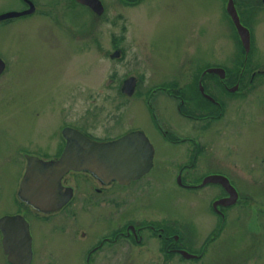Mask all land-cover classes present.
I'll list each match as a JSON object with an SVG mask.
<instances>
[{
    "label": "rangeland",
    "instance_id": "374dc122",
    "mask_svg": "<svg viewBox=\"0 0 264 264\" xmlns=\"http://www.w3.org/2000/svg\"><path fill=\"white\" fill-rule=\"evenodd\" d=\"M32 1L37 10L31 16L0 21V58L7 68L0 77V215L4 209L16 210L14 191L26 166L20 152L35 149L49 153L46 143L51 137L52 142L58 139L61 143L63 124L70 123L100 140L116 139L137 127L153 133L145 105L127 103L118 93L122 80L129 75L145 74L150 79L161 76L158 82L177 75L185 84L196 61L198 66L224 65L233 72L241 70L245 62L224 0H148L145 9L139 10L117 3L103 16L93 18L80 6L68 12V0ZM255 2L238 8L249 18L243 22L254 36L244 77L248 82L237 96L223 93L226 106L222 117L206 125L201 123L198 140L204 151L193 174L202 176L211 161L217 171L233 169L231 176L243 201L233 206L221 235L206 244V253L198 262L186 261L184 256L168 259L152 239L139 248L121 243L113 259L101 255L100 264H264V75H256L249 84L253 71L264 70V8ZM22 8V0H0V14ZM119 36L124 38L120 44L124 53L111 58L117 47L113 39ZM170 115L181 133L196 131L195 124L180 118L174 110ZM188 145L169 147L171 154H158V167L169 179V162L184 158ZM231 161L232 169L228 165ZM213 192L207 189L184 195L186 203L176 197L172 206H161L158 211L144 205L133 215L171 219L180 227L188 226L201 251L205 236L217 223L207 209ZM175 193L179 194L177 190ZM115 219L108 228L116 229L126 221L118 216ZM80 223L91 226L88 212ZM33 228L37 238L35 264H44L46 259L40 257L43 252L64 245L57 244L55 238L48 240L45 236V240L46 228L38 226L37 220ZM65 246L64 261L58 263L78 264L70 258L71 244ZM0 264H10L1 247Z\"/></svg>",
    "mask_w": 264,
    "mask_h": 264
},
{
    "label": "flooded vegetation",
    "instance_id": "af4514ba",
    "mask_svg": "<svg viewBox=\"0 0 264 264\" xmlns=\"http://www.w3.org/2000/svg\"><path fill=\"white\" fill-rule=\"evenodd\" d=\"M68 1L69 4H65V7L69 8L68 12L74 11L77 9L76 7L80 6L84 9L86 8L92 18L97 15L89 6L83 5L77 0ZM101 1L104 5L105 12L102 15H97L99 17L103 16L113 4L119 3L120 7L139 10L141 8L145 9L143 5L148 0ZM232 1L236 7L252 5L251 0ZM229 2L230 0L223 1L226 8L230 6ZM263 2L264 0H256L253 4L263 5L264 8ZM22 3L25 4V8L21 10L30 8L24 0H22ZM36 10L37 6L35 4V10L32 14ZM32 14L21 17H29ZM72 17H74L73 14ZM123 31L126 32L125 29ZM251 36L252 42H254L252 31ZM123 39L122 36L113 39V42L116 43L115 46H117L114 51L120 49L122 54L124 53V48L120 44L123 43ZM241 52L242 50H240ZM217 67L225 70L223 77L220 73L215 74L209 71V69ZM240 69L238 70L239 72H230L224 65L223 67L221 65L211 66V64L206 63V65L198 66V62L196 61L195 67L190 73V79L185 84L181 83L177 75H174V79L172 77L168 81L163 79L158 82L157 80L162 79L161 76H158L161 79L158 77L156 79L154 76L150 79L145 74H142V76L131 74L132 76L135 75L138 80V86L132 94V97L123 95L122 91L118 93L125 97L123 101L127 103L133 102L137 106L139 103L145 105L146 111H148L152 119V127H148L153 131L152 134L143 127L133 128V130L128 132L141 131L149 138L155 150L153 167L144 176L129 183H120L115 180L106 182L89 172L71 171L61 181L62 186L70 190L72 194L71 199L65 203H60L62 206L57 210H51V212L39 211L31 203L29 204L24 200L20 196L21 185L19 183L18 190L16 192L14 191L17 202L13 203V205L16 207V210L9 211V208L4 209V213L0 215V247L7 261L10 264H27L26 245L30 239L31 262L28 264L36 263L37 238H35L34 234V220H37L38 226L46 228L44 238L45 236L48 240L55 238L57 244L61 245L63 243L64 245L59 247V249L51 248L43 252L40 257L41 260L46 259L44 264H51L53 262L55 264L62 263L66 251L65 245L68 242L72 247V255H70V258L73 261L76 259V263L78 262V264H100L99 262L102 260L101 255L108 257V260L111 261L113 256H115L113 253L118 251L117 247L121 243H126L131 248H139L146 246L147 242L152 239L160 244V249L163 250L168 259L172 256L182 258L184 255L180 252L184 249L198 255L193 259H187L184 256L186 261H200L206 253L204 251L206 244H210V242H213L221 235L223 223L226 224L228 222L227 217H229L228 214L233 210V206L236 207L235 205H239V202L243 201V197H241L237 187L234 185V177L231 176L233 172L232 161L228 164L229 167L232 166L230 167L232 170L229 172L227 170L217 171L212 166L211 161L208 164L209 168L206 173H203L200 177L193 176L196 169H198V159L204 151V146L198 140L201 137V123L203 122L206 125L208 121L222 117L221 115L224 114L223 110L226 106V102L223 101L224 92L226 95L230 94L233 97L243 92L242 87L248 81L244 79L246 69L243 66ZM2 74L0 77H2ZM258 74H264V70L253 71L249 78V84L256 80L255 77ZM131 75L128 77H131ZM232 88H236L237 91H232ZM173 110L180 118L195 124L196 131H189L187 134L181 133V129H178L173 124L174 118L170 115ZM69 125L71 124L69 123ZM69 125L63 124L60 129L59 136L61 143H59L58 139L52 142L51 139L53 137L49 138L48 143H46L47 152L49 153L35 152V149H24L20 152L26 164L24 173L28 166V155L39 157L47 162L60 158L67 143L63 135V129ZM188 142L191 147L188 145L190 150L189 148H185L184 158L172 159L169 162L172 173L171 179H169L165 176L166 173L162 172L159 169L160 167H158V154H171L173 150H169V147H175L177 149L178 145L185 146ZM165 168L167 169L169 167ZM221 175L228 180V182L224 180L227 183V187L220 182L211 181L210 183L204 184L207 178ZM74 177H77L76 180ZM207 189L214 191L213 199L207 206V209L215 217L217 223L213 230L205 236L206 241L201 251L197 249L198 243L194 240L196 237L190 234L188 226L185 225L186 228L184 225L180 227L177 221L171 219H146L140 218L138 214L136 216L133 215L139 208L144 207V205L149 204L158 211L161 206L169 204L172 206L174 201H176V197L178 199L182 197V200L185 202V196H190L191 193L198 194ZM235 189L239 197L237 202L233 205H215L219 201H222V199L231 198V195H235ZM176 190L179 192L178 195L175 193ZM62 193L56 192L52 195V202H61V197L64 195ZM87 212L91 225L88 227L90 230L87 226L80 223L81 217L83 216L84 219ZM116 216L126 218V221L116 229L114 226L108 228V225L116 221ZM7 237L10 240H7ZM13 237L17 239L16 242L12 241L11 238ZM6 246L10 250L15 248L18 251L24 250L18 255L20 261L9 260V254L5 250ZM150 264L158 263L153 262Z\"/></svg>",
    "mask_w": 264,
    "mask_h": 264
},
{
    "label": "water",
    "instance_id": "95a60500",
    "mask_svg": "<svg viewBox=\"0 0 264 264\" xmlns=\"http://www.w3.org/2000/svg\"><path fill=\"white\" fill-rule=\"evenodd\" d=\"M83 5L89 6L92 11L98 15H102L104 5L101 0H77ZM30 6L27 10L10 11L9 13L0 14V21L19 18L24 15H30L35 10V4L30 0H25ZM228 12L232 16L233 23L237 27L239 36L241 37L243 46L248 53L251 49V36L248 28L242 25L240 15H238L236 6L230 0ZM120 50L115 51L111 55L112 58H119ZM5 70V61L0 58V75ZM212 73H220L223 77L225 72L222 68L209 69ZM136 77L126 79L123 82L122 91L124 94L132 97L137 84ZM232 91H237L232 88ZM63 135L67 140L66 146L59 159L54 161H43L39 157L28 155V167L25 175L20 183V196L29 204L37 208L39 211L51 212V210L59 209L62 204L71 199L69 189L62 186V178L73 171H87L94 174L102 181L112 182L114 180L120 183H129L144 176L151 170L154 163V147L145 133L134 131L124 134L113 141L99 142L89 138L84 132L72 126L63 129ZM228 180L223 176H211L204 181V184L212 182H220L227 187ZM66 189V190H65ZM63 192L61 202L53 203L51 196L55 193ZM238 194L235 189V195L231 198L222 199L217 204L233 205L238 200ZM27 231V230H26ZM27 237V233H26ZM7 240H10L8 237ZM16 242L15 237L11 238ZM31 240L29 239L26 245L27 264L31 262ZM9 254V260L20 261L18 255L21 251L17 248L10 250L5 248ZM181 253L186 258H193L197 255L188 253L182 250Z\"/></svg>",
    "mask_w": 264,
    "mask_h": 264
},
{
    "label": "trees",
    "instance_id": "16d2710c",
    "mask_svg": "<svg viewBox=\"0 0 264 264\" xmlns=\"http://www.w3.org/2000/svg\"><path fill=\"white\" fill-rule=\"evenodd\" d=\"M246 12V11H245ZM245 15V14H244ZM244 18H246V20L248 21L249 20V18L247 17V15H245V17ZM230 72H233L232 70H230ZM237 72V71H236Z\"/></svg>",
    "mask_w": 264,
    "mask_h": 264
}]
</instances>
